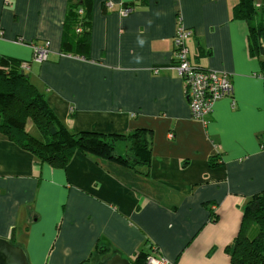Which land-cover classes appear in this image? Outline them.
I'll list each match as a JSON object with an SVG mask.
<instances>
[{
  "label": "crops",
  "instance_id": "obj_1",
  "mask_svg": "<svg viewBox=\"0 0 264 264\" xmlns=\"http://www.w3.org/2000/svg\"><path fill=\"white\" fill-rule=\"evenodd\" d=\"M238 3L94 0L85 58L61 54L69 0H0V56L30 62L33 45L50 43L49 61L27 75L69 132L150 130L137 169L82 152L55 167L0 133V238L29 264L133 261L154 248L171 264H231L227 247L256 234L244 208L264 191L263 59L250 52L248 24L233 19ZM179 23L194 32L191 61L232 76L234 97L215 104L207 127L175 67ZM130 147L118 140L116 153Z\"/></svg>",
  "mask_w": 264,
  "mask_h": 264
},
{
  "label": "trees",
  "instance_id": "obj_2",
  "mask_svg": "<svg viewBox=\"0 0 264 264\" xmlns=\"http://www.w3.org/2000/svg\"><path fill=\"white\" fill-rule=\"evenodd\" d=\"M93 4L94 0H69L62 55L87 58ZM233 19L248 24L249 49L253 56L263 59L264 80V0H261L260 9L256 8L255 0H239L233 10ZM78 28H82L81 33L77 32ZM22 63L11 57L0 56L1 134L31 151L40 162L55 167H65L76 152L91 154L133 169L148 164L147 134L150 130L139 129L129 136L69 132L48 105L45 95L21 69ZM29 122H32L38 135L27 131ZM121 139H127L131 144L130 153L124 156L116 153L117 141ZM260 143L264 148V134L260 137ZM211 161L216 165L219 163L215 158ZM244 222L254 223L256 234L249 237L240 233L233 244L227 247L231 264H264V191L254 195L245 206ZM98 251L106 254L111 249L100 246ZM147 256L142 252L137 253L132 262L146 264Z\"/></svg>",
  "mask_w": 264,
  "mask_h": 264
},
{
  "label": "built area",
  "instance_id": "obj_3",
  "mask_svg": "<svg viewBox=\"0 0 264 264\" xmlns=\"http://www.w3.org/2000/svg\"><path fill=\"white\" fill-rule=\"evenodd\" d=\"M10 0H7L9 3ZM108 8H112L111 3H107ZM134 12L132 5L120 10V15L127 17ZM83 14V11H80ZM78 33L82 28L77 29ZM194 32L179 23L177 33L174 38V57L175 67L186 86L187 98L190 110L194 119L202 122L205 127L213 116L215 104L224 98L234 97V85L232 76L227 72L207 70L191 61L190 50L187 45L193 37ZM33 57L30 62H23L21 69L28 73L32 64L42 65L49 61L50 43L33 45ZM235 100H233V105ZM174 138L173 134L169 139ZM146 264H171L159 251L154 248L152 253L147 256Z\"/></svg>",
  "mask_w": 264,
  "mask_h": 264
},
{
  "label": "water",
  "instance_id": "obj_4",
  "mask_svg": "<svg viewBox=\"0 0 264 264\" xmlns=\"http://www.w3.org/2000/svg\"><path fill=\"white\" fill-rule=\"evenodd\" d=\"M0 264H29L25 250L10 240L0 238ZM104 264H133L132 261L115 254Z\"/></svg>",
  "mask_w": 264,
  "mask_h": 264
},
{
  "label": "rangeland",
  "instance_id": "obj_5",
  "mask_svg": "<svg viewBox=\"0 0 264 264\" xmlns=\"http://www.w3.org/2000/svg\"><path fill=\"white\" fill-rule=\"evenodd\" d=\"M255 2H256V8L257 9H260V7H261V0H255ZM27 131L31 132L32 134L38 135V133L36 132V130L33 128L32 122H29L28 123V125H27Z\"/></svg>",
  "mask_w": 264,
  "mask_h": 264
}]
</instances>
